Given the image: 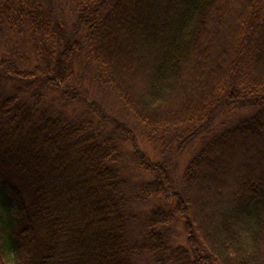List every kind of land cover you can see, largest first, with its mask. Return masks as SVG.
Here are the masks:
<instances>
[{
	"label": "trees",
	"instance_id": "1",
	"mask_svg": "<svg viewBox=\"0 0 264 264\" xmlns=\"http://www.w3.org/2000/svg\"><path fill=\"white\" fill-rule=\"evenodd\" d=\"M69 1L70 29L45 0H0V211L16 204L17 264H264V0ZM82 58L163 156L192 151L176 188L127 131L152 174L144 194L173 201L142 225L118 142L67 115ZM240 107L250 114L210 130ZM176 215L186 246L165 235Z\"/></svg>",
	"mask_w": 264,
	"mask_h": 264
},
{
	"label": "rangeland",
	"instance_id": "2",
	"mask_svg": "<svg viewBox=\"0 0 264 264\" xmlns=\"http://www.w3.org/2000/svg\"><path fill=\"white\" fill-rule=\"evenodd\" d=\"M45 1L46 4L49 3L51 7L56 8V12L59 14L61 20L65 22L70 29L74 20L73 15L71 16L69 11L71 10L69 9L70 1ZM244 10H246L245 6L240 5L238 13L240 14V12ZM93 71V67H89L85 58L78 60L75 72H73L74 77L71 84L63 88L62 99H64L65 105H67L66 112L67 115L72 118L84 120L88 118L90 121H93V126L99 133H107L116 143L118 142V167L121 172L120 175L125 179V185H127L126 196L131 199V205H133V209L135 210L134 213L137 212L138 214V224L142 225L143 221L146 220L145 217L149 213L148 210L160 208L164 212H167V210L173 207V201L165 196L153 198L144 194L145 186L152 180V174L146 170L144 171V168L139 164L138 159L134 155L133 144L127 139L128 132L136 137L140 150L147 155L149 160L166 165L167 169L171 172L172 183L175 184L176 188L180 186L182 171L192 151L187 150L189 153L186 152L182 154L183 156L179 155V157L174 156V154L170 155V153L168 156H163L161 150L158 148L159 145L153 140H149L145 127L136 122L135 117L127 112V109L118 98L116 92L111 89H105L99 84ZM126 77H128L127 74L125 75V78ZM138 80L137 78L135 80L133 78H127L126 84L133 87L137 92ZM10 85H12V83H9L7 88L13 87ZM219 113L221 119L214 118L210 123V130L220 129V124L223 120L229 121L228 119H230V121H235L242 116H248L250 114L247 109L242 107L237 110L221 109ZM111 120L117 121L118 128L113 125L114 123ZM200 139L201 137L198 139L199 142L201 141ZM198 141L194 139L192 146H198ZM243 148H245V146H243ZM240 154L245 156L246 153L241 151ZM235 155L236 153L234 152L232 158H234ZM250 155L251 154L248 153V157H250ZM237 159L240 169H243L250 163L248 158L243 159L239 156ZM232 160L234 161V159ZM15 208L16 204L13 201H8L5 202L0 211V238L6 252V264H17V258L13 250H9L11 248L9 231L12 221H14L16 217ZM165 235L173 245L186 246L187 236L183 234L182 221L179 219V216L176 215L173 222L167 226ZM34 259L35 254L30 257L24 255L19 257L21 264H32L30 261ZM140 264H145V261L141 260Z\"/></svg>",
	"mask_w": 264,
	"mask_h": 264
}]
</instances>
